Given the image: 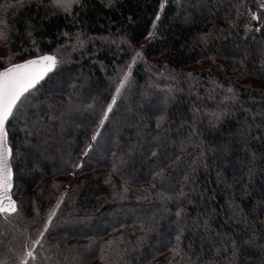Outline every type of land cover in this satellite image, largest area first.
Returning a JSON list of instances; mask_svg holds the SVG:
<instances>
[{"label": "trees", "instance_id": "1", "mask_svg": "<svg viewBox=\"0 0 264 264\" xmlns=\"http://www.w3.org/2000/svg\"><path fill=\"white\" fill-rule=\"evenodd\" d=\"M67 3L0 0V70L57 59L8 124L0 264H264L260 0Z\"/></svg>", "mask_w": 264, "mask_h": 264}, {"label": "snow or ice", "instance_id": "2", "mask_svg": "<svg viewBox=\"0 0 264 264\" xmlns=\"http://www.w3.org/2000/svg\"><path fill=\"white\" fill-rule=\"evenodd\" d=\"M54 3L62 7L68 6L67 0H54ZM56 63L55 56L45 55L22 64H15L0 72V195L3 197L0 199V213L16 211L15 203L8 197L11 169L8 162L10 150L7 148L5 122L14 114L13 110L18 107L17 102L50 72ZM110 108L111 106H109V110ZM5 200H7V206L4 204ZM42 235L43 233H41ZM28 255L31 256L32 253L29 252Z\"/></svg>", "mask_w": 264, "mask_h": 264}, {"label": "water", "instance_id": "3", "mask_svg": "<svg viewBox=\"0 0 264 264\" xmlns=\"http://www.w3.org/2000/svg\"><path fill=\"white\" fill-rule=\"evenodd\" d=\"M45 55H51V56H54L50 53H46V54H43V55H39V56H36V57H32V58H29L27 60H24V61H21V62H17V63H14V64H11L9 66H7L6 68H9V67H12L13 65L15 64H22V63H25L26 61H29V60H33V59H38L39 57L41 56H45ZM57 60V59H56ZM57 65V63H56ZM6 68H3L0 70V72L4 71ZM56 71V66L50 71L48 72L32 89H30V91L36 89L41 83H43L44 81L47 80V78L53 74L54 72ZM29 91V92H30ZM28 92V93H29ZM28 93H25L24 97L28 94ZM22 97L20 101L17 102V104L19 105L20 102L22 101V99L24 98ZM17 108H15L13 110V112H15ZM13 116V115H12ZM11 117H9L8 121L5 122V131L7 132V148L10 150V153H9V156H8V162H9V165H10V169H11V183H10V188H9V191H8V197L10 198L11 201H13L15 203V206H16V211L18 209V203L17 201L15 200L14 198V195H13V191H14V188H15V172H14V167H13V163H12V158H13V148L12 146L10 145V139H9V130H8V124L11 120ZM0 199H3L2 195H0ZM4 204L5 206H7V200L4 201ZM15 211V212H16ZM8 213H14V212H8Z\"/></svg>", "mask_w": 264, "mask_h": 264}, {"label": "rangeland", "instance_id": "4", "mask_svg": "<svg viewBox=\"0 0 264 264\" xmlns=\"http://www.w3.org/2000/svg\"><path fill=\"white\" fill-rule=\"evenodd\" d=\"M254 17H256V15L255 16H253V19H254ZM257 19V18H256ZM259 20L257 19V22H258ZM253 23V22H252ZM252 23L249 25L250 27H252L253 25H254V23H253V25H252ZM256 25V24H255ZM161 105H159V109L161 110ZM172 190V189H171ZM157 213H160V210L157 212ZM131 215V214H130ZM177 223H179V222H176V224ZM84 227H86V226H84ZM178 229H179V225L177 224V226H176V228L174 229V230H169V232H167V233H165L164 235L163 234H161L160 236H159V242H161V243H165V242H167V241H169L171 238H173V236H174V234H175V232L176 231H178ZM209 241H210V239H209ZM210 243V242H209ZM158 244V243H157ZM155 246H156V243L154 244Z\"/></svg>", "mask_w": 264, "mask_h": 264}, {"label": "built area", "instance_id": "5", "mask_svg": "<svg viewBox=\"0 0 264 264\" xmlns=\"http://www.w3.org/2000/svg\"><path fill=\"white\" fill-rule=\"evenodd\" d=\"M177 1H179V0H163L162 6L164 7V6H167V5H169V4L173 3V2H177ZM260 3H261L260 4L261 8H264V0H260ZM250 16H251V22H253L254 25L257 24L258 23L257 19H256L257 16L254 19H253V16H255V15L253 13ZM253 23H252V25H253ZM263 59H264V55H263Z\"/></svg>", "mask_w": 264, "mask_h": 264}, {"label": "bare ground", "instance_id": "6", "mask_svg": "<svg viewBox=\"0 0 264 264\" xmlns=\"http://www.w3.org/2000/svg\"><path fill=\"white\" fill-rule=\"evenodd\" d=\"M261 4V3H260Z\"/></svg>", "mask_w": 264, "mask_h": 264}]
</instances>
